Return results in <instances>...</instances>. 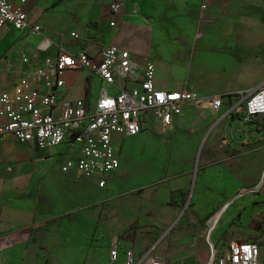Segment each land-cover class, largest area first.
Listing matches in <instances>:
<instances>
[{"label": "crops", "instance_id": "0c3cea01", "mask_svg": "<svg viewBox=\"0 0 264 264\" xmlns=\"http://www.w3.org/2000/svg\"><path fill=\"white\" fill-rule=\"evenodd\" d=\"M11 2L20 6L17 0ZM245 2L30 0L21 8L27 14L31 26H40L41 31H17L11 26L0 28V93L10 92L21 78L29 77L34 69L42 70L45 58L59 55L62 50L74 55L87 51L92 58L98 59L110 46L129 51L132 60L138 65L151 60L154 54L166 69L170 65L177 71V80L186 79L192 74L190 64L198 59L204 61L208 52L205 47H209L202 43L203 39L191 37V33L195 36L199 30L206 32L208 28L228 25L230 28L226 33H231L234 28L238 29L242 21H247V32L251 36L256 29H264V0H249L248 13L242 15L241 6ZM119 4L122 9L114 12L113 6ZM180 30H187L188 34L186 32L183 35ZM73 33L79 38H74ZM176 39L178 41L174 42ZM44 46L48 48L42 50ZM225 47L228 49L229 46ZM156 72V87L159 89H185L206 96L196 91L199 82L194 87L184 80L183 84L175 86L163 83L157 77L160 73L157 67ZM65 81L66 85L60 91L61 98L85 100L88 106L95 105L101 90L110 95L117 92L87 70L68 72ZM228 102L223 100L222 108L217 112L204 107L213 114L221 112V118L224 119L212 124L208 130L210 134L201 140L203 146L197 155L195 170L191 173L182 172L174 180L177 191L182 197L188 195V199L183 214L173 219L170 226L154 227L160 230L157 232L152 230L151 233L155 235L153 241L164 233L158 241V244L162 242L160 249L156 253L153 250L145 252L149 245L145 240L142 249L136 250L132 243L123 245L121 238L116 236L103 254L106 264H111L109 249L114 239L118 241L121 254L118 264L124 263L125 251L130 248L138 261L151 253V256L161 258L167 264H208L212 250L220 255L231 242L239 240L258 244L261 260L264 261V116L248 122L243 113L232 112L234 106ZM195 112L193 104L183 107L182 115L174 119L171 128L176 124L188 123ZM229 117L232 121L242 119L255 126L259 141L242 144L240 149L231 148L229 138L223 136ZM157 127L152 122L145 131L152 129L166 132L171 129L161 130ZM119 136L115 135L113 140ZM56 155L63 158L58 162ZM76 156L77 153L66 143L57 149L44 151L35 144H23L12 135L5 134L0 138V240L18 239L19 236L28 239L35 226L61 225L64 220L69 221L65 217L67 215L75 218L74 213H66L71 204L63 195L62 184L71 177L78 181L84 176L71 170L64 173L62 168L67 160ZM204 160L223 161V167L215 169L202 166L201 161ZM113 173L104 176L103 180L107 183L104 188L99 186L100 179L95 178L94 189L102 192L107 190L109 183L106 178ZM191 199L192 205L212 206L215 211L206 216L195 213L185 215ZM231 206H237L233 209L232 223L229 228L219 231L218 242L215 243L213 236L218 221ZM110 213L117 219L126 215L118 208H113ZM19 246L15 243L11 252L19 251Z\"/></svg>", "mask_w": 264, "mask_h": 264}, {"label": "rangeland", "instance_id": "374dc122", "mask_svg": "<svg viewBox=\"0 0 264 264\" xmlns=\"http://www.w3.org/2000/svg\"><path fill=\"white\" fill-rule=\"evenodd\" d=\"M244 1L242 15L248 13L249 0ZM228 28L229 25L218 26L217 30L208 28L206 32L199 30L195 36L191 33V37L203 39L201 42L209 47H205L208 52L204 61L198 59L190 64L192 74L186 79L177 80V71L170 65L166 69L153 54L150 59L160 70L157 77L175 86L183 84L184 80L194 87L199 82L196 91L206 95L203 97L218 96L229 100L233 106L238 104L264 84V29H256L251 36L247 32V21H242L231 33H226ZM180 32L185 35L187 30ZM193 105L196 112L189 122L176 124L170 131L150 129L137 137H117L114 142L119 152L120 169L106 178L108 189L96 191L95 178L67 179L62 184L63 195L71 204L66 213H74L77 222L64 220L61 225L43 224L32 228L28 239L19 236L17 240H0V264H106L103 254L116 236L121 238L123 245L132 243L136 250L142 249L146 240L149 245L144 251L156 253L162 244H158L159 238L164 233L153 241L152 230L157 232L160 231L155 229L157 226H170L173 219L183 214L188 199V195L182 197L175 188V178L182 172L195 170L197 155L203 146L201 140L210 134L208 130L212 124L224 119L221 112L213 114L201 104ZM223 136L229 138L233 149L259 141L255 126L242 119L232 121L231 117ZM62 158L55 157L58 162ZM201 165L216 169L223 167V161L204 160ZM192 203L191 199L185 215L206 216L215 211L212 206L199 207ZM235 207H229L218 221L213 236L215 243L219 231L230 227ZM113 208L126 215L117 219L110 213ZM15 243L20 249L13 253L11 247ZM90 254L93 257H89Z\"/></svg>", "mask_w": 264, "mask_h": 264}, {"label": "built area", "instance_id": "2783aa9c", "mask_svg": "<svg viewBox=\"0 0 264 264\" xmlns=\"http://www.w3.org/2000/svg\"><path fill=\"white\" fill-rule=\"evenodd\" d=\"M0 0V28L11 26L17 31H41L40 26H31L21 5L30 0ZM122 5L113 6L119 12ZM74 38L78 35L72 34ZM46 47H41L46 50ZM26 60V58H25ZM87 70L114 87L116 94L105 90L95 105L88 106L85 100H68L60 96L65 87L68 72ZM156 67L151 60L138 65L129 51L110 46L101 56L92 58L87 51L74 55L64 50L59 55L47 57L44 68H36L30 76L21 78L9 91L0 93V138L12 135L23 144H35L40 150L57 149L68 144L76 158L64 164V173L77 172L86 178H99V186L107 185L105 175L120 169L118 149L113 137H137L150 127L171 128L174 119L182 115L183 107L201 104L219 111L223 98L203 97L183 90L159 89L156 87ZM243 113L250 122L264 116V84L253 93L243 97L232 108V112ZM258 244L242 240L233 241L227 250L218 255L212 250L208 264H264ZM117 239L109 249L111 264L120 262ZM123 264H167L158 257L147 253L137 260L132 248L125 251Z\"/></svg>", "mask_w": 264, "mask_h": 264}, {"label": "trees", "instance_id": "16d2710c", "mask_svg": "<svg viewBox=\"0 0 264 264\" xmlns=\"http://www.w3.org/2000/svg\"><path fill=\"white\" fill-rule=\"evenodd\" d=\"M72 215H67L65 216L66 218L69 219V221H75V218L74 217H71Z\"/></svg>", "mask_w": 264, "mask_h": 264}]
</instances>
